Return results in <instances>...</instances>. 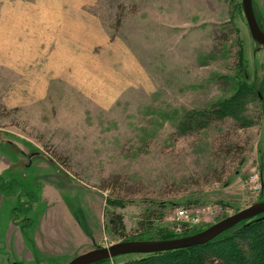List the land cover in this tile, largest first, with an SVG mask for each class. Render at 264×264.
Masks as SVG:
<instances>
[{"label": "rangeland", "instance_id": "374dc122", "mask_svg": "<svg viewBox=\"0 0 264 264\" xmlns=\"http://www.w3.org/2000/svg\"><path fill=\"white\" fill-rule=\"evenodd\" d=\"M252 5L264 27V0ZM252 91L264 96V48L242 0H0V173L15 179L0 180V229L25 232L33 264H67L151 218L159 238L262 201ZM233 96L238 118L183 126ZM18 245L0 243V264H30Z\"/></svg>", "mask_w": 264, "mask_h": 264}, {"label": "trees", "instance_id": "16d2710c", "mask_svg": "<svg viewBox=\"0 0 264 264\" xmlns=\"http://www.w3.org/2000/svg\"><path fill=\"white\" fill-rule=\"evenodd\" d=\"M258 21H260L259 18ZM262 30L264 31V27ZM240 85L245 88L244 85ZM238 90L239 92L241 90V93L245 91L240 86H238ZM251 95H255L261 102L264 101L261 92ZM243 105V99H237L233 96L228 100L214 104L210 109L190 114L185 119L183 126L190 130L200 129L212 121L223 120L226 117L238 118L242 113ZM260 202H264V199ZM111 220L112 222L115 221L112 224L113 232L121 238L127 239L123 233L122 221L118 218H112ZM153 222L152 218L146 223L142 222L138 231L145 229L146 226L149 233H140L132 241H167L192 236L203 231L188 229L179 234L169 233L157 238L150 235L153 230ZM143 256L124 264H264V215L242 221L206 244ZM117 258L114 257L94 264H112V260Z\"/></svg>", "mask_w": 264, "mask_h": 264}, {"label": "water", "instance_id": "95a60500", "mask_svg": "<svg viewBox=\"0 0 264 264\" xmlns=\"http://www.w3.org/2000/svg\"><path fill=\"white\" fill-rule=\"evenodd\" d=\"M244 15L252 38L264 48V31L255 16L252 0H242ZM264 215V202L231 215L192 236L167 241H122L109 247L83 253L67 264H94L103 260L130 254H154L206 244L238 223Z\"/></svg>", "mask_w": 264, "mask_h": 264}, {"label": "crops", "instance_id": "0c3cea01", "mask_svg": "<svg viewBox=\"0 0 264 264\" xmlns=\"http://www.w3.org/2000/svg\"><path fill=\"white\" fill-rule=\"evenodd\" d=\"M5 172H6V168H5V171H3V173H0V180H2V183L11 182L13 180L15 181V179H12V178H8V177L5 178L4 177ZM44 229H45L44 232H42L41 234H38L35 231L32 234V239L33 238L36 239L37 237L42 236V235L47 236V234H48L47 225L44 226ZM0 230H1L0 231V243L8 244V242L12 243L13 239H16V241L19 245L14 248L15 254H18V257L21 256L22 258H25L30 264L36 263L37 260H36V258L33 257V254L31 252L27 253L28 251H26L27 243L28 244L31 243L30 240L26 239L25 232L22 231L19 228V226L16 225L15 222L8 223L7 227L1 228ZM39 247H41V246H39ZM15 254H13L14 257H15ZM23 255H25V257H23Z\"/></svg>", "mask_w": 264, "mask_h": 264}, {"label": "built area", "instance_id": "2783aa9c", "mask_svg": "<svg viewBox=\"0 0 264 264\" xmlns=\"http://www.w3.org/2000/svg\"><path fill=\"white\" fill-rule=\"evenodd\" d=\"M177 216L179 219H187L190 220L191 217H193L192 215H189V211L187 209H182L180 212H177Z\"/></svg>", "mask_w": 264, "mask_h": 264}, {"label": "flooded vegetation", "instance_id": "af4514ba", "mask_svg": "<svg viewBox=\"0 0 264 264\" xmlns=\"http://www.w3.org/2000/svg\"><path fill=\"white\" fill-rule=\"evenodd\" d=\"M257 20H258V18H257ZM258 23H259L260 27H262V23H261V21H258ZM262 28H263V27H262Z\"/></svg>", "mask_w": 264, "mask_h": 264}]
</instances>
